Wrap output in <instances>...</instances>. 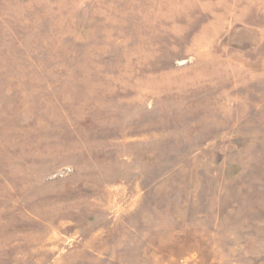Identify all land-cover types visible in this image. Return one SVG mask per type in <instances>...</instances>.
Instances as JSON below:
<instances>
[{"label":"rangeland","instance_id":"1","mask_svg":"<svg viewBox=\"0 0 264 264\" xmlns=\"http://www.w3.org/2000/svg\"><path fill=\"white\" fill-rule=\"evenodd\" d=\"M0 264H264V0H0Z\"/></svg>","mask_w":264,"mask_h":264}]
</instances>
